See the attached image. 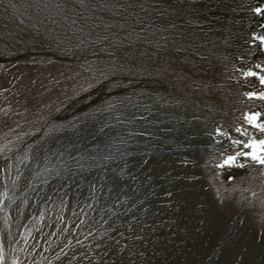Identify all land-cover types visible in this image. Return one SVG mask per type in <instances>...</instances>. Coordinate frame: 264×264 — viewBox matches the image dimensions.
I'll return each mask as SVG.
<instances>
[{"label": "rangeland", "instance_id": "obj_1", "mask_svg": "<svg viewBox=\"0 0 264 264\" xmlns=\"http://www.w3.org/2000/svg\"><path fill=\"white\" fill-rule=\"evenodd\" d=\"M157 11L145 0H0V264H264V166L218 167L227 128L216 127L257 134L240 114L264 104V85L250 86L253 99L241 92L243 110L196 113L212 146L196 164L190 149L165 162L117 151L119 113L130 139L157 126L136 113L161 96L146 85L150 22L197 17ZM255 61L236 69L242 80L262 71ZM108 141L111 161L75 166Z\"/></svg>", "mask_w": 264, "mask_h": 264}, {"label": "bare ground", "instance_id": "obj_2", "mask_svg": "<svg viewBox=\"0 0 264 264\" xmlns=\"http://www.w3.org/2000/svg\"><path fill=\"white\" fill-rule=\"evenodd\" d=\"M145 1L157 6V9L161 10L157 12H160L162 17L173 11L177 12L179 9H192L197 17L182 21L179 18L170 19L171 17L167 20L165 17L166 19H157L158 21L155 20L154 23L148 24L149 47L147 46V48L149 51L145 57L148 58L149 69L146 85H158L160 88L154 87L153 92L158 91L157 93L161 96L155 98L158 104L157 106L153 104V113L152 107H150L152 106L150 103L152 98L150 97V100L142 99L141 104L144 106L137 108L136 113L141 114L143 110L150 117L157 116L154 117L158 118L156 119L157 126L153 129L152 125H148V132L142 134L141 137L134 136L130 139L128 138L131 135L130 131H126V119H124L123 113H119L115 125L116 135H114L118 147L117 151L123 152L122 150L126 148L130 155L135 157V151L137 154L154 153V155L161 156L162 162H165L169 161L168 155H181L184 149H190L196 164L197 160L200 162V158L206 156V151H210L212 148L206 131L193 130L196 113H208L214 109L216 116H221L223 110L228 108V103H231L230 107L241 104L239 99L242 96V91L245 89L248 91L250 86L256 82L260 84L257 76L264 75V55L259 48L258 39L264 34V11L261 9L262 11L258 13V25H251L246 21L244 15L247 10H254L253 8L259 4L257 0ZM184 14L186 15V13ZM158 25L159 27H157ZM243 28L247 29V33L239 36L238 31ZM252 36L256 37L255 41L250 39ZM245 39L248 40V43ZM252 59L257 61H255L256 65H259L258 69L262 68V71L256 70L254 73H257V76L242 80L236 69L241 71L240 68L244 67L245 70L242 71L248 70L244 63L249 60L252 61ZM155 79H158L157 83L154 81ZM161 88L166 89L169 96L164 98L159 91ZM262 91L264 90H256V93L260 94ZM239 95L241 96L239 97ZM249 103L251 102L246 101V104ZM236 109L243 110L244 107H236ZM135 116L129 114L127 118L131 122ZM227 116L229 118V115ZM184 118L185 121H182ZM202 122L200 118L199 123ZM185 129L188 130L187 133ZM251 132L253 133V130ZM210 135H212L211 132ZM130 140L132 141L128 142ZM108 144L109 141L108 143L102 142L99 145L100 152L79 158L75 166L85 165L89 162L93 164L96 159V161H101L104 159L101 155L110 156L106 153V150L109 149ZM142 146H147V148L141 149L142 152H140ZM25 194L28 196L29 190H26ZM240 210L245 212L242 206Z\"/></svg>", "mask_w": 264, "mask_h": 264}, {"label": "snow or ice", "instance_id": "obj_3", "mask_svg": "<svg viewBox=\"0 0 264 264\" xmlns=\"http://www.w3.org/2000/svg\"><path fill=\"white\" fill-rule=\"evenodd\" d=\"M258 13H260L261 9H256ZM261 42H264V36L259 38ZM259 67V65L257 66ZM245 76H257V73L249 71L244 73ZM259 81L262 85H264V75L258 77ZM249 98H253V93L246 94ZM261 100H264V91H262L258 97ZM260 116L259 113L256 114H249L246 115L245 119L247 123L252 125L253 127L259 129L260 132L264 133V123H257V118ZM236 132L240 133L241 135H247V132H242L241 128H236ZM218 135L222 134L217 132ZM234 144H242L244 149H250V151H238L235 155L228 156L222 164H218V167H224L225 165L231 167H243L241 164H237L238 157H246L250 159L254 164L257 165H264V139H250L248 142H242L240 140H233Z\"/></svg>", "mask_w": 264, "mask_h": 264}, {"label": "water", "instance_id": "obj_4", "mask_svg": "<svg viewBox=\"0 0 264 264\" xmlns=\"http://www.w3.org/2000/svg\"><path fill=\"white\" fill-rule=\"evenodd\" d=\"M101 157H104V159H107V161H111V156L108 157V156H103V155H101ZM101 162H102V160H101V161H94L91 167H93V166H95V165H100ZM105 162H106V161H105ZM107 163H108V162H107ZM90 164H91V162L87 163L86 165L88 166V165H90Z\"/></svg>", "mask_w": 264, "mask_h": 264}]
</instances>
